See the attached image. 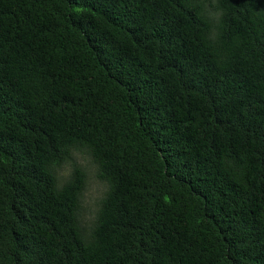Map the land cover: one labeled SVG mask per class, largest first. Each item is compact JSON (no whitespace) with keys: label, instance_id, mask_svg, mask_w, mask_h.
<instances>
[{"label":"trees","instance_id":"trees-1","mask_svg":"<svg viewBox=\"0 0 264 264\" xmlns=\"http://www.w3.org/2000/svg\"><path fill=\"white\" fill-rule=\"evenodd\" d=\"M0 264H264V0H0Z\"/></svg>","mask_w":264,"mask_h":264},{"label":"rangeland","instance_id":"rangeland-1","mask_svg":"<svg viewBox=\"0 0 264 264\" xmlns=\"http://www.w3.org/2000/svg\"><path fill=\"white\" fill-rule=\"evenodd\" d=\"M72 159L84 170L86 182L84 190L80 195L78 221L79 225L87 233L94 220L99 200L105 190V185L95 177V167L89 158L82 152L75 151ZM68 166L64 165L57 172V179L61 181L68 174Z\"/></svg>","mask_w":264,"mask_h":264}]
</instances>
